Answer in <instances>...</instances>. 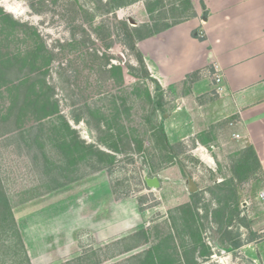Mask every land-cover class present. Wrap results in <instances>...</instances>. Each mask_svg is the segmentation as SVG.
Wrapping results in <instances>:
<instances>
[{"label":"rangeland","instance_id":"374dc122","mask_svg":"<svg viewBox=\"0 0 264 264\" xmlns=\"http://www.w3.org/2000/svg\"><path fill=\"white\" fill-rule=\"evenodd\" d=\"M189 7L188 0H0V201L20 236L52 244L36 264H264V174L249 148L230 139L240 126L230 119L211 126L197 135L206 149L196 152L195 139L169 144L161 136L176 88L163 90L150 76L136 39L188 19ZM89 182L145 211L149 224L108 245L83 239L62 255L58 195ZM3 223L0 264H28Z\"/></svg>","mask_w":264,"mask_h":264},{"label":"crops","instance_id":"0c3cea01","mask_svg":"<svg viewBox=\"0 0 264 264\" xmlns=\"http://www.w3.org/2000/svg\"><path fill=\"white\" fill-rule=\"evenodd\" d=\"M190 2L196 17L137 43L150 76L163 90L176 88V104L163 115L167 142L187 144L195 139L192 151L196 152L205 148L198 134L230 119L231 125L240 126L230 139L240 149H253L264 174V0ZM203 12L206 17H201ZM217 86L222 89L217 91ZM195 154L203 162L212 160L208 152ZM95 185L76 184L58 195L63 202L56 205L61 214L56 246L62 248V255L83 239L82 244L93 239L100 246L108 245L138 229L132 228L141 224L145 229L149 224L145 211L115 202L111 190L92 189ZM17 226L20 230L18 221ZM21 236L31 264L51 251L52 244ZM141 245L139 252L146 250V241Z\"/></svg>","mask_w":264,"mask_h":264},{"label":"trees","instance_id":"16d2710c","mask_svg":"<svg viewBox=\"0 0 264 264\" xmlns=\"http://www.w3.org/2000/svg\"><path fill=\"white\" fill-rule=\"evenodd\" d=\"M188 3H189V6H190L189 8H190V10L192 12V14L190 15V17L188 19H191V18L196 17V13L194 12V9H193V6H192L190 0H188ZM206 16H207V12H203L202 17H206ZM188 19L187 18L186 19H182L181 21L175 22L172 25L171 24L170 25H166V26H164L161 29H156V30H152V31L150 30V31L144 33L141 37H138L136 40H142L144 38L150 37V36H152V35H154V34H156L158 32H161L164 29H167V28H169L171 26H174L176 24H179L181 22H184V21H186ZM128 28H129L128 24L125 23L124 24V32L126 33L127 38L130 40L131 35H130V32H129V29ZM135 30H137V27H134L133 28V31H135ZM136 42H135V39L133 40V42H130V47L133 50L136 49V44H135ZM139 60L143 64V66L145 67L144 61H143V59H142L141 56H139ZM145 69H146V67H145ZM47 106L50 107V108H54L56 105H55V103L49 101V103H48ZM160 132H161V136L164 139V141L167 142L166 135H165V132H164V130H163L162 127L160 129ZM247 148H249L248 151L250 153L254 154V159L256 160V163H258V159H257V157H256L253 149L251 147H247ZM5 220L12 227L14 234H16V236L18 237V244L21 245V247L23 249V254H24V260H25V262L28 263V264H31L30 261H29V258L27 256L26 250L24 248V244H23L22 238L20 236V233H19V230H18V226L16 224V221H15V218H14V215H13V212H12V209H11L10 206L7 205V201L6 200H4V203H3V206H2V200H1L0 201V230L1 229L3 230L5 228V224L3 223Z\"/></svg>","mask_w":264,"mask_h":264},{"label":"built area","instance_id":"2783aa9c","mask_svg":"<svg viewBox=\"0 0 264 264\" xmlns=\"http://www.w3.org/2000/svg\"><path fill=\"white\" fill-rule=\"evenodd\" d=\"M200 35V34H199ZM201 36V35H200ZM220 76H217L216 77V84H219L220 83ZM222 88L220 86H217L216 90L217 91H220ZM259 199H261L263 202H264V191H262L259 195Z\"/></svg>","mask_w":264,"mask_h":264},{"label":"water","instance_id":"95a60500","mask_svg":"<svg viewBox=\"0 0 264 264\" xmlns=\"http://www.w3.org/2000/svg\"><path fill=\"white\" fill-rule=\"evenodd\" d=\"M149 183H152V185H153L154 187H157V184H156V181H155V180L148 182V184H149ZM195 189H196V188H195L194 183H193L192 181H189V190H190V192H193Z\"/></svg>","mask_w":264,"mask_h":264}]
</instances>
